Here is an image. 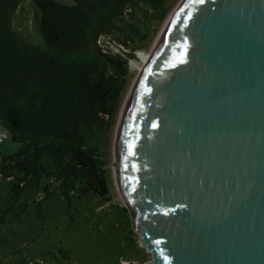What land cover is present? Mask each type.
<instances>
[{"label":"water","instance_id":"1","mask_svg":"<svg viewBox=\"0 0 264 264\" xmlns=\"http://www.w3.org/2000/svg\"><path fill=\"white\" fill-rule=\"evenodd\" d=\"M111 130L146 264H264V0H172Z\"/></svg>","mask_w":264,"mask_h":264},{"label":"trees","instance_id":"2","mask_svg":"<svg viewBox=\"0 0 264 264\" xmlns=\"http://www.w3.org/2000/svg\"><path fill=\"white\" fill-rule=\"evenodd\" d=\"M31 1L40 11L44 44L60 53L22 40L9 26L16 0H0V122L20 143L14 153L0 155V177L14 178L4 212L24 190L42 189L49 198L52 185L68 206L72 198L108 197L104 153L126 86L129 55L103 50L98 40L109 35L125 43L132 39L128 34L145 39L164 3Z\"/></svg>","mask_w":264,"mask_h":264},{"label":"rangeland","instance_id":"3","mask_svg":"<svg viewBox=\"0 0 264 264\" xmlns=\"http://www.w3.org/2000/svg\"><path fill=\"white\" fill-rule=\"evenodd\" d=\"M55 1L64 4L72 2ZM171 1L164 0L163 10L151 21L152 28L145 39L139 40L128 34L132 39L126 38L125 43L109 35L98 40L103 50L110 48L129 55L126 83L135 63L145 51L152 29ZM39 15V9L31 0H16L9 26L25 42L56 55L60 53L56 47L44 44L39 30ZM62 54L68 58L69 54ZM1 133L0 155L14 153L20 143L10 138L0 122ZM112 136L110 130L104 153L110 189L107 198L93 195L80 197L78 201L72 198L68 206L52 185L49 198L45 197L42 189L24 190L18 203L4 212L7 206L4 200L14 178L0 177V264H146L149 261L150 253L138 243L132 229L129 209L114 189L110 167ZM38 200L42 201L41 205H38ZM78 207L79 213L76 212ZM70 213L74 216L70 217Z\"/></svg>","mask_w":264,"mask_h":264},{"label":"snow or ice","instance_id":"4","mask_svg":"<svg viewBox=\"0 0 264 264\" xmlns=\"http://www.w3.org/2000/svg\"><path fill=\"white\" fill-rule=\"evenodd\" d=\"M199 3H204V0H199ZM156 125L154 124L153 127H155Z\"/></svg>","mask_w":264,"mask_h":264},{"label":"built area","instance_id":"5","mask_svg":"<svg viewBox=\"0 0 264 264\" xmlns=\"http://www.w3.org/2000/svg\"><path fill=\"white\" fill-rule=\"evenodd\" d=\"M2 137H3V133L0 134V140L2 139Z\"/></svg>","mask_w":264,"mask_h":264}]
</instances>
